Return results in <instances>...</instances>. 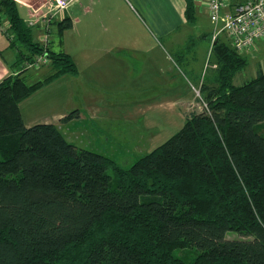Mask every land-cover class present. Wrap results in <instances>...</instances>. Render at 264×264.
Listing matches in <instances>:
<instances>
[{"label":"trees","instance_id":"16d2710c","mask_svg":"<svg viewBox=\"0 0 264 264\" xmlns=\"http://www.w3.org/2000/svg\"><path fill=\"white\" fill-rule=\"evenodd\" d=\"M185 2L192 25L197 6ZM0 16L15 57L0 81V264H264V70L234 86L248 60L215 42L200 85L206 110L121 169L54 125L24 126L19 104L78 72L48 49L51 72L28 84L20 65L44 48L15 0H0ZM52 25L59 36L71 27Z\"/></svg>","mask_w":264,"mask_h":264},{"label":"rangeland","instance_id":"374dc122","mask_svg":"<svg viewBox=\"0 0 264 264\" xmlns=\"http://www.w3.org/2000/svg\"><path fill=\"white\" fill-rule=\"evenodd\" d=\"M103 1H107L108 10L122 20L115 24V31L126 34L134 32L139 35L137 47L131 45L136 50L129 49L123 53L118 61V64H123L121 68L105 67L99 73L97 82L89 81V78L86 82L82 73L83 43L82 36L77 35L79 29L66 30L60 36L56 33L55 26L52 29L53 22H62L67 18L66 11L71 6L70 3L62 13L51 17L47 46L43 47L45 53L39 57L47 55L48 49L60 51L63 42V52L70 55L71 59H76L81 77L74 86L59 83L52 85L53 81L40 90L48 87L47 89L36 91L23 104L25 107L22 113L25 123L28 119L35 122L40 119L42 121L31 126L43 124L46 119L53 118L58 113H67L64 112L68 102L65 98L68 91L73 90V102L77 107L81 105L85 116L93 118L94 121H89L88 125L79 124L67 132L63 131L65 140L77 148L105 156L118 168L127 169L174 136L192 113L206 110L201 101L203 95L200 94V85L210 76V69L213 68L209 52L214 26L197 6L195 25H186L174 33L176 41L172 45L170 37L153 33L145 16L132 0ZM78 10L81 11L80 8L73 9L76 13ZM29 17L30 14H27L26 19ZM1 19L7 25L0 27L8 29L5 17L0 16ZM26 25L29 26L27 23ZM104 26L107 29L105 33H109V27ZM29 27L41 30L33 33L34 40L40 42L44 30L39 25ZM0 38L6 44V38L1 32ZM255 47L256 45L241 54L248 60V66L235 75L234 86L255 77L258 60L260 69L264 70V46H261L259 54L251 55L249 51ZM1 53L6 61H12V50H3ZM37 57L23 61L20 65L19 72L22 71L21 76L28 84L42 80L51 72L48 58L44 64L29 68L28 64ZM195 91H199L201 96L196 95ZM260 132L264 133V126ZM107 173L114 177L111 169ZM226 238L245 239L233 232H228Z\"/></svg>","mask_w":264,"mask_h":264},{"label":"crops","instance_id":"0c3cea01","mask_svg":"<svg viewBox=\"0 0 264 264\" xmlns=\"http://www.w3.org/2000/svg\"><path fill=\"white\" fill-rule=\"evenodd\" d=\"M15 1L17 2V9L19 16L23 20L26 19L27 14H32L33 10H38L39 14L44 13L46 11L45 8L46 6L43 0H15ZM243 1L244 0H224L225 7L222 9V13L233 12L234 9L239 4L243 3ZM132 2L139 9L141 14L145 16L148 24L150 25V29L153 31V33L156 34L157 36L170 37L169 39L172 45L176 41V38L173 36V34L176 33L179 29L186 27V25H188L184 18V11L186 8L185 0H132ZM194 3L196 4V6H198L201 9L202 13L207 17V19H209L206 8V0H194ZM77 7L81 9L80 12L78 10V13L73 11L74 8H76L77 10L78 9ZM108 9L109 7L107 1L75 0L74 2H72L71 6H69L66 11V17L69 19L71 23V27L69 29L72 30L79 29V31H77V35L82 36L81 38L83 43V47L81 49V58H82L81 60L83 63L82 73H83V78L86 82H88L87 81L88 78L89 81L97 82L98 81L97 77L99 76V73L105 67L118 66L121 68L123 64H118V61L121 60L120 57L123 55V53L127 52L129 49L136 50L135 48L137 47L138 44L139 35L137 33L133 32L134 33L133 34L132 32H127L126 34L115 31V27H114L115 24L117 25L121 23L122 20L119 16L115 17L114 14ZM4 25L7 24L5 21H3V19H1L0 26H4ZM104 25H107L109 27L110 30L109 33H105L107 29ZM194 25L195 23L188 26H194ZM53 27L54 25H52V29ZM36 29L37 28L33 29L35 30L34 31L35 33H37V31H41ZM6 30L7 28L0 27L1 33L5 34ZM216 32L217 30H215L214 28V33L210 37V42H211L210 52H209L210 57H211V47L214 45L215 42L219 41V42L230 43L225 33L220 32L216 34ZM133 39L137 41H133ZM40 42L37 43L41 44ZM131 45H134L135 48L132 47ZM255 45L256 47L253 50L249 51L251 55H257L261 52V46L262 45L264 46V41L263 42L257 41ZM61 47L62 49L60 51L63 52V50L65 49L63 42L61 43ZM3 50L9 51L11 49H9L8 47V41L5 44L0 38V54H2L1 51ZM12 58H13L12 61L8 62L3 57L2 54V59L0 60V81L9 74L7 65L10 66L14 62L15 57L12 56ZM72 60L77 68L78 73L76 75H64L59 79H57L56 81H54L52 85L55 83L56 84L59 83L63 85L68 84L74 86V84L77 81H79L81 77L80 67L75 58L74 59L72 58ZM257 66H258L257 67L258 70H260L259 60L257 61ZM212 67L214 68L215 66L213 65ZM210 70L212 71V69ZM44 89L40 90L39 92L43 91ZM65 99L68 102L66 104L64 112L67 113H58L57 115L53 116V118L50 117L49 119H46L44 121L45 123H43V124H51L56 126L60 131V133L62 134V136L64 137V139L65 136L63 135V131L67 132L73 129L74 127H77V125L79 124L84 123V125H88L89 121L90 123L94 121L93 118L91 117L88 118L87 116H85L84 109L82 108L81 105L77 107L76 103L73 102V90L70 89L68 91V94ZM27 100L29 99H25L19 104V110L21 113L24 126L28 128L31 125L36 124V122L42 120L38 119L35 122L32 119H28L27 123H25L22 110L25 107L23 106V104ZM73 111H77L78 113L77 118H74L69 121H63V119ZM80 131L82 133V130Z\"/></svg>","mask_w":264,"mask_h":264},{"label":"built area","instance_id":"2783aa9c","mask_svg":"<svg viewBox=\"0 0 264 264\" xmlns=\"http://www.w3.org/2000/svg\"><path fill=\"white\" fill-rule=\"evenodd\" d=\"M74 1L44 0L46 6L44 14L38 15V10H33L30 17L24 20L25 24L39 25L44 30L45 33L40 38L43 47L47 46L51 17L56 13H62L61 11L66 10ZM224 7V0H206L208 18L217 30L216 34L225 33L236 53L242 54L254 47L257 41L264 40V0H244L233 12L222 13ZM44 56H38L34 62L28 64L29 68L44 64L47 60ZM195 93L200 95L199 91ZM203 106L206 108L205 104Z\"/></svg>","mask_w":264,"mask_h":264}]
</instances>
